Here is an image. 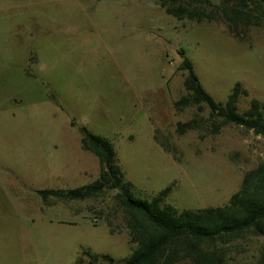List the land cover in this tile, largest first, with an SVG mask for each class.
<instances>
[{
  "label": "rangeland",
  "instance_id": "1",
  "mask_svg": "<svg viewBox=\"0 0 264 264\" xmlns=\"http://www.w3.org/2000/svg\"><path fill=\"white\" fill-rule=\"evenodd\" d=\"M197 5L0 0V264H74L83 250L115 261L130 256L114 192L44 203L30 191H67L98 178L80 128L112 144L136 198L171 187L165 202L178 212L227 204L243 175L264 164L263 137L224 124L204 104L174 106L185 95L179 50L216 103L237 84L248 93L238 112L251 100L264 103V10L248 12L234 35L221 20L165 12ZM263 248L264 234L246 233L200 249L223 250L225 264H259ZM185 255L180 249L178 257Z\"/></svg>",
  "mask_w": 264,
  "mask_h": 264
},
{
  "label": "trees",
  "instance_id": "2",
  "mask_svg": "<svg viewBox=\"0 0 264 264\" xmlns=\"http://www.w3.org/2000/svg\"><path fill=\"white\" fill-rule=\"evenodd\" d=\"M194 2L198 5L192 11L179 7L175 10L165 8V12L178 20H183V15L196 22L221 20L233 34L238 21H249L248 12L264 10V0ZM205 6H214V11L206 13ZM178 55L181 58L180 69L184 72L185 95L174 103L176 108L204 104L224 124L243 127L264 138V103L251 100L246 111L238 112L239 97L248 95L239 84L235 85L223 105L216 103L201 87L184 51L179 50ZM191 124L192 121L179 126L188 128ZM80 132L82 149L98 161V178L91 184L72 190H37L36 193L43 201L49 197L63 201H84L97 198L107 191L114 192V203L124 213L132 252L129 257L115 261L107 255L99 256L83 250L74 264H95L99 261L106 264H174L181 258H190L193 264H225L223 250L218 253L216 250L202 251L201 245L224 244L241 239L246 233L256 237L264 234V164L243 175L240 188L230 196L227 204L178 212L165 202L171 187L150 200L136 198L133 185L125 180L116 163L112 144L103 137L91 134L85 127L80 128ZM180 249L187 255L179 258ZM259 264H264V248Z\"/></svg>",
  "mask_w": 264,
  "mask_h": 264
},
{
  "label": "crops",
  "instance_id": "3",
  "mask_svg": "<svg viewBox=\"0 0 264 264\" xmlns=\"http://www.w3.org/2000/svg\"><path fill=\"white\" fill-rule=\"evenodd\" d=\"M45 190H54V189H45ZM30 191H33L34 193H36V191L37 190H30ZM27 193H29V191L27 192ZM37 194V193H36ZM25 195H26V193H25ZM23 196V199L25 200L26 199V196ZM39 197V196H38ZM49 199L50 200H54L55 198H53V197H49L46 201H43L42 199V201L44 202V203H47L48 201H49ZM59 200V199H58ZM69 202H73V201H69ZM49 205H52V204H49ZM70 208V207H69ZM72 209H74V208H72ZM74 210H79V208H76V209H74ZM87 262V261H86ZM96 264V263H95Z\"/></svg>",
  "mask_w": 264,
  "mask_h": 264
},
{
  "label": "built area",
  "instance_id": "4",
  "mask_svg": "<svg viewBox=\"0 0 264 264\" xmlns=\"http://www.w3.org/2000/svg\"><path fill=\"white\" fill-rule=\"evenodd\" d=\"M94 223L96 222V220L94 219V221H93Z\"/></svg>",
  "mask_w": 264,
  "mask_h": 264
}]
</instances>
